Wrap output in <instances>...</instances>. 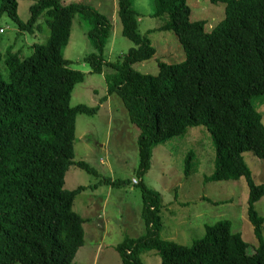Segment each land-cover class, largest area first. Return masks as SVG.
I'll return each instance as SVG.
<instances>
[{
  "label": "trees",
  "instance_id": "1",
  "mask_svg": "<svg viewBox=\"0 0 264 264\" xmlns=\"http://www.w3.org/2000/svg\"><path fill=\"white\" fill-rule=\"evenodd\" d=\"M133 1L117 0L121 33L133 45L110 61L103 58L110 18L88 3L36 0L22 21L18 0H0V18L7 14L17 33L33 34L42 23L48 28L47 38L33 43L28 55L8 46V81L0 73V264H71L84 243V219L72 205L87 186L68 190L64 177L73 164L94 171L73 159V146L76 114H94L98 106L69 103L74 85L84 78L63 56L75 14L89 24L93 50L83 60L93 72H102L103 65L111 68L105 74L107 93L120 97L139 130L138 173L149 168L155 144L203 125L214 146V168L204 181L244 177L248 187L247 218L257 240L252 253L228 220L206 224L204 235L190 245L162 239L159 192L141 184L146 232L115 246L122 264H142L140 254L152 249L159 264H264V217L254 208L264 195V180L253 181L243 158L251 151L264 159V124L251 103L264 94V0H209L224 4L223 18L211 28L205 20L191 19L186 0H151L150 15L162 24L150 31H171L184 52L182 61H159L155 74L134 66L151 58L155 48L139 31ZM193 155L191 150L185 155V177Z\"/></svg>",
  "mask_w": 264,
  "mask_h": 264
},
{
  "label": "rangeland",
  "instance_id": "2",
  "mask_svg": "<svg viewBox=\"0 0 264 264\" xmlns=\"http://www.w3.org/2000/svg\"><path fill=\"white\" fill-rule=\"evenodd\" d=\"M36 0H18L17 15L22 21L29 17V5ZM83 2L109 16L111 33L103 51L104 60L114 61L132 46L121 33L117 16V0H60L62 5ZM191 19L205 20L207 28L213 27L224 16V4L209 0H186ZM138 14V27L155 48L154 55L135 64L143 74H155L157 63H175L184 59L181 44L167 31H150L162 22L150 15L151 0H134ZM43 18H40L42 22ZM0 73L8 81L5 67L6 49L22 55L31 53L33 43H41L48 36L45 24L28 32L17 33L18 28L7 14L0 18ZM89 24L80 14H75L63 56L69 67L79 70L84 78L74 85L70 105L98 106L94 114L78 112L75 119L74 160H84L93 172L70 165L65 173L64 188L71 190L87 186L78 193L72 208L83 219L84 243L77 250L71 264H122L115 246L126 238H137L146 232L141 216V184L160 195V237L182 245H190L204 235L205 225L228 220L232 231L241 233L252 253L257 246L253 226L247 218L248 187L244 177L237 180L204 181L214 168V146L203 125H192L181 134L151 149L150 166L138 173L137 136L139 130L130 122L128 113L116 93H107L105 74L111 71L103 65L102 72H93L83 57L93 50L86 32ZM254 109L264 124V94L251 98ZM194 153L188 176L183 174V162L188 151ZM243 158L255 183L264 180V159L245 151ZM136 179V183L133 182ZM125 180L113 183V180ZM216 202V203H214ZM256 212L264 217V195L254 203ZM264 239V222L261 226ZM142 264H159L156 250L140 254ZM18 264V263H16Z\"/></svg>",
  "mask_w": 264,
  "mask_h": 264
},
{
  "label": "built area",
  "instance_id": "3",
  "mask_svg": "<svg viewBox=\"0 0 264 264\" xmlns=\"http://www.w3.org/2000/svg\"><path fill=\"white\" fill-rule=\"evenodd\" d=\"M0 31H2V30L0 29ZM133 182L136 183L137 182L136 179L133 178Z\"/></svg>",
  "mask_w": 264,
  "mask_h": 264
}]
</instances>
